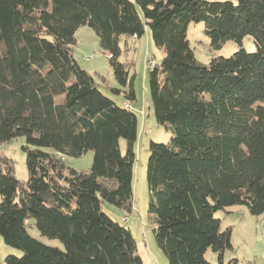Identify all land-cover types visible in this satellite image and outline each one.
<instances>
[{
  "label": "trees",
  "instance_id": "1",
  "mask_svg": "<svg viewBox=\"0 0 264 264\" xmlns=\"http://www.w3.org/2000/svg\"><path fill=\"white\" fill-rule=\"evenodd\" d=\"M191 22H204L213 49L229 40L240 49L200 62ZM84 25L110 55L120 85L110 91L123 106L73 55ZM147 26L164 52L150 69L152 106L171 133L149 148L156 243L168 264H212L209 249L218 264H239L225 260L232 227L216 214L233 206L264 214V0H0V144L25 137L29 173L22 182L0 157V235L23 251L5 264H146L131 229L102 204L124 210L125 223L133 210L137 94L119 39L140 38ZM247 36L254 52L242 46ZM90 150L89 171L68 165ZM30 219L64 249L33 237Z\"/></svg>",
  "mask_w": 264,
  "mask_h": 264
},
{
  "label": "rangeland",
  "instance_id": "2",
  "mask_svg": "<svg viewBox=\"0 0 264 264\" xmlns=\"http://www.w3.org/2000/svg\"><path fill=\"white\" fill-rule=\"evenodd\" d=\"M228 1V0H209ZM141 17L143 14L138 7ZM77 43L73 46V55L80 66L95 77L105 88V95L123 106V96H118L110 91L111 87H119L111 65L109 54L101 45L96 31L88 25L80 27L76 32ZM188 39L195 51L197 59L209 64L214 56L230 57L241 47L240 43L229 40L221 48L213 49L211 40L205 33L204 22H191L188 28ZM122 53L119 61L127 65L130 78H134V87L137 100L132 104V111L138 117V136L135 144L136 161L133 166V210L128 215L126 223L123 217L124 210L104 202L102 208L115 221L127 225L137 241L138 254L146 264H168V259L158 247L153 226L149 215L151 194L147 181V165L150 157V143H168L171 133L160 125L156 119L150 96V69L160 65L164 52L156 46L152 39L151 30L147 26L145 34L140 38L122 35L119 39ZM242 46L249 52H254L257 47L251 36L244 38ZM27 145L25 137H17L8 143L0 144V157L13 161L15 174L22 182L29 179L26 164ZM122 153L126 152V140L120 139ZM50 152V148H44ZM94 160V151L90 150L81 157L67 159L68 165L77 169L89 171ZM0 196V202H1ZM216 216L222 219V229L232 227L233 250H227L225 260L237 258L239 264H264V214L252 215L246 207L233 206L227 211H218ZM29 233L40 241L64 249V245L57 239H49L38 231L33 225L34 220H29ZM9 254L21 256L23 251L8 246L0 235V263L5 264ZM207 259L212 264H218V255L212 249L206 252Z\"/></svg>",
  "mask_w": 264,
  "mask_h": 264
},
{
  "label": "built area",
  "instance_id": "3",
  "mask_svg": "<svg viewBox=\"0 0 264 264\" xmlns=\"http://www.w3.org/2000/svg\"><path fill=\"white\" fill-rule=\"evenodd\" d=\"M125 220H127V217L125 218ZM0 264H2V263H0Z\"/></svg>",
  "mask_w": 264,
  "mask_h": 264
},
{
  "label": "bare ground",
  "instance_id": "4",
  "mask_svg": "<svg viewBox=\"0 0 264 264\" xmlns=\"http://www.w3.org/2000/svg\"><path fill=\"white\" fill-rule=\"evenodd\" d=\"M134 38H137V36H135Z\"/></svg>",
  "mask_w": 264,
  "mask_h": 264
}]
</instances>
